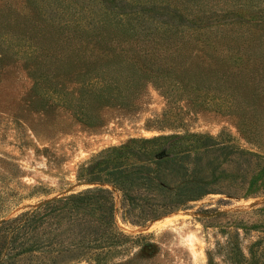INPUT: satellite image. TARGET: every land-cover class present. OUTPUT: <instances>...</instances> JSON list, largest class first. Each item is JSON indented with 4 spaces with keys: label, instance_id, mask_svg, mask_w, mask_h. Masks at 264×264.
<instances>
[{
    "label": "trees",
    "instance_id": "trees-1",
    "mask_svg": "<svg viewBox=\"0 0 264 264\" xmlns=\"http://www.w3.org/2000/svg\"><path fill=\"white\" fill-rule=\"evenodd\" d=\"M252 1L22 0L18 9L0 0V32L29 72L56 80L61 94H69L66 79L76 83L86 120L95 116L91 103L109 102L114 88L128 103L149 79L170 94L180 90L188 107L217 104L259 135L263 127L252 122L264 109V51L255 37L258 28L264 34V15ZM78 168L77 178L92 184L0 219V264L98 262L129 236L117 213L142 224L211 193L264 195V154L190 129L131 136ZM242 212L264 217V203L234 211L233 233L208 258L218 252L227 264H264L263 235L242 245L239 232L264 230V219L253 223Z\"/></svg>",
    "mask_w": 264,
    "mask_h": 264
},
{
    "label": "rangeland",
    "instance_id": "rangeland-1",
    "mask_svg": "<svg viewBox=\"0 0 264 264\" xmlns=\"http://www.w3.org/2000/svg\"><path fill=\"white\" fill-rule=\"evenodd\" d=\"M11 2L18 9L22 5V0ZM251 3L263 7L258 14L264 15L263 1ZM256 32L257 48L264 51V34L259 36V28ZM13 48L12 39L0 32V219L25 206L92 184L77 178L79 165L131 136L190 129L264 154V109L259 108L260 114L252 122L263 130L253 135L240 128L232 114L219 110L217 104L204 101L188 107L180 90L170 94L163 86L145 79L128 103L116 96V88L109 102L91 103L95 116L86 120L77 109L78 87L71 78L66 79L69 94L65 96L56 90V80L30 73L24 59L12 54ZM260 105L264 108V103ZM220 197L226 198L208 194L189 207L142 224L123 221L117 213L116 225L129 236L100 261L74 264H227L218 252L211 255L212 260L208 258L207 250L233 233L230 223L234 211L261 205L264 195ZM220 211L227 213L222 215ZM239 215L253 223L264 219L257 213ZM259 228L240 229L241 244L253 236L264 237V230Z\"/></svg>",
    "mask_w": 264,
    "mask_h": 264
}]
</instances>
